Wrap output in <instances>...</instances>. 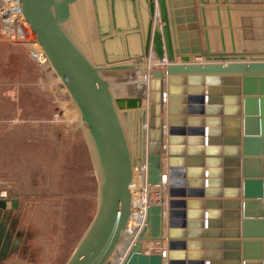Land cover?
Wrapping results in <instances>:
<instances>
[{
    "label": "water",
    "instance_id": "1",
    "mask_svg": "<svg viewBox=\"0 0 264 264\" xmlns=\"http://www.w3.org/2000/svg\"><path fill=\"white\" fill-rule=\"evenodd\" d=\"M17 1L78 110L96 171L94 214L64 264H106L128 235L137 155L126 124L141 99L114 97L102 71L137 68L150 52L168 63L151 67L138 122L147 181L165 172L167 200L147 207L121 264H264V0H90V54L67 29L78 0ZM143 240L165 248L145 251Z\"/></svg>",
    "mask_w": 264,
    "mask_h": 264
},
{
    "label": "rangeland",
    "instance_id": "2",
    "mask_svg": "<svg viewBox=\"0 0 264 264\" xmlns=\"http://www.w3.org/2000/svg\"><path fill=\"white\" fill-rule=\"evenodd\" d=\"M81 2L72 5L67 29L90 54L93 25ZM32 34L30 29L24 36ZM3 38L0 30V196L6 193L8 202L0 207V264H64L96 208L95 167L81 120L66 116L69 101L36 46L28 49ZM137 62L136 73L146 66L144 59ZM122 93L125 97L127 90ZM136 121L132 114L126 124L134 155ZM9 198L18 200L16 209ZM13 236L18 247L1 253Z\"/></svg>",
    "mask_w": 264,
    "mask_h": 264
},
{
    "label": "bare ground",
    "instance_id": "3",
    "mask_svg": "<svg viewBox=\"0 0 264 264\" xmlns=\"http://www.w3.org/2000/svg\"><path fill=\"white\" fill-rule=\"evenodd\" d=\"M81 4L84 9L86 7L88 11L90 12L89 18H91V23H92L91 25H93V15H91L92 13L91 1L82 0ZM24 29L26 28L24 27ZM37 43H36L37 51L41 55V58H43V61H45V63L49 65L51 72L56 77V81L59 82L60 84L59 86L61 87L60 89H62L61 91H63V93L66 95L67 100L69 101L67 103L69 105L63 108L65 109L64 111H66L65 112L66 116L67 117L68 115H70L69 117L74 116L80 120L78 110L74 102L72 101L67 89L61 82L60 77L57 75L54 68L50 64V62L47 60L46 55L44 54L43 50L41 49L40 46H38L39 44ZM143 59L145 60L146 66L144 69L140 68V72L138 73H136V70L139 71L138 67L135 69H118V70L102 71L103 77H105L109 82V89L114 97H119V96L124 97L122 92L125 89L127 90V94L125 97H139L141 99L140 107L138 108L136 107L131 110H128L129 116H131L132 114H136L137 126H138L139 117L141 115L140 114L141 110L143 109L146 110L148 107L149 80L152 76L150 69L153 66H162V67L166 66L165 59H158L152 52H150L149 55ZM126 75L129 76V78L131 77V79L130 80L127 79ZM119 78L120 80H118ZM125 78L127 79V81ZM122 79H124L123 82H122ZM142 105H144V107ZM161 115L164 116V114H161ZM139 126H141L143 129L145 128L144 129L145 135L144 134L142 135L141 132L137 130L135 133L134 141H133L134 143H136L135 145H137L136 148H138V155H137V160L134 163L135 165L133 164L134 180L131 183V189L133 193L132 194L133 195L132 196V209H131L129 220L127 222V228L129 232H128V235H123L121 237L115 249L113 250L109 258L107 259L106 264H121L126 253L130 249L132 244L136 241L137 235L145 223L147 206L152 205V204H161L162 206L166 205V200H167V189L166 188L167 187H166V182L164 180L166 179L165 172H163V175H162L163 179L159 183L151 184L147 182L148 166H147V148H146V143H147V138H146L147 123L146 121ZM165 158H166L165 152H161V160H162L163 165L165 164ZM142 246L145 251H152V250L158 251V250H164L165 243H164V240L163 241L143 240Z\"/></svg>",
    "mask_w": 264,
    "mask_h": 264
},
{
    "label": "built area",
    "instance_id": "4",
    "mask_svg": "<svg viewBox=\"0 0 264 264\" xmlns=\"http://www.w3.org/2000/svg\"><path fill=\"white\" fill-rule=\"evenodd\" d=\"M7 2L9 4L8 8H6L7 6L6 0H0V30L2 32V35H4L5 37L3 39L7 40L8 42L12 44L23 45L27 47L28 49L30 48V44L36 46V44H34L35 42H37L35 39V36H30L29 38H27V36L26 37L24 36V33L26 34L27 31L30 32V28L24 23L25 21L23 19L18 1L17 0H7ZM24 27L26 29H24ZM31 53L34 56V58H36L34 51H32ZM165 61L167 64L168 61L166 59ZM133 177H134V174H133V167H132V178L129 183V188L131 190V206H130V211H129L127 222L129 220L131 209H132V196H133L132 194L133 193L131 189V183L134 180ZM145 220H146V217H145ZM126 229L128 231L127 223H126ZM152 251H155V250H152Z\"/></svg>",
    "mask_w": 264,
    "mask_h": 264
},
{
    "label": "crops",
    "instance_id": "5",
    "mask_svg": "<svg viewBox=\"0 0 264 264\" xmlns=\"http://www.w3.org/2000/svg\"><path fill=\"white\" fill-rule=\"evenodd\" d=\"M242 128H243V123H242V121H241V129H242ZM230 134H233V133H230ZM239 157H241L240 159H242V156H239ZM254 166H255V164H254ZM259 166H260L261 168H263V167H262L263 165L260 164ZM260 167H259V168H260ZM255 168H256V166H255ZM239 169H240L241 172H242V169H243L242 161H241V164H240V166H239ZM231 178H232V176H229V177H228V180H231ZM3 195H5V194H3ZM227 199L230 200L231 198H227ZM238 199H240V197H238ZM240 211L242 212V207H240ZM232 218H233V215H228V216H227V220H228V221H231ZM262 229H264V226L262 227ZM239 230L241 231V227H240ZM263 231H264V230H263ZM15 240H16V239H15L14 236L12 237V239L9 240V242H11V243L9 244V246H8L9 249H10V248H11V249H16V248L18 247V244H19V243H18L15 247H13V243H14Z\"/></svg>",
    "mask_w": 264,
    "mask_h": 264
}]
</instances>
